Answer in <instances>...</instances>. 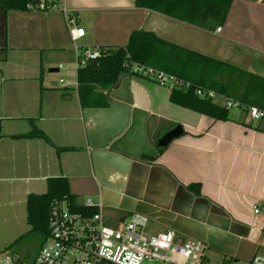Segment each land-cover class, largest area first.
Instances as JSON below:
<instances>
[{
	"label": "crops",
	"instance_id": "crops-1",
	"mask_svg": "<svg viewBox=\"0 0 264 264\" xmlns=\"http://www.w3.org/2000/svg\"><path fill=\"white\" fill-rule=\"evenodd\" d=\"M61 4L84 29L76 41L60 9L0 8V225H17L3 228L0 250L12 251L7 245L25 233L28 194L44 192L49 176H66L76 203L91 196L107 217L106 210L115 219L142 212L199 237L218 255L215 264L264 253V128L238 108L215 118L175 103L171 86L128 69L106 88H79L74 49L122 45L142 28L263 75L252 67L264 63V0H231L219 31L134 0ZM177 124L182 131L158 151V139ZM33 127L50 142L14 136ZM240 238L254 243L247 258L235 254Z\"/></svg>",
	"mask_w": 264,
	"mask_h": 264
},
{
	"label": "built area",
	"instance_id": "built-area-1",
	"mask_svg": "<svg viewBox=\"0 0 264 264\" xmlns=\"http://www.w3.org/2000/svg\"><path fill=\"white\" fill-rule=\"evenodd\" d=\"M61 2L28 0L26 9H60L70 37L76 41L84 35V29L75 23L70 10ZM215 30L219 31L220 26ZM74 49L77 68L106 51L104 46H79L76 43ZM125 66L160 84L182 88L192 85L171 72L139 61L125 62ZM192 87L198 96L219 101L227 108H238L264 128V108L203 85L195 84ZM80 205V209H75L67 197L54 198L48 210L47 235L34 257L24 260L9 249H1L0 264H202L205 261L206 243L199 237H182L172 228L151 232L147 228L149 217L142 212L109 219L102 203L91 196H86ZM258 209L254 205V211ZM220 264L235 262L232 258H226ZM244 264H264V253L255 251Z\"/></svg>",
	"mask_w": 264,
	"mask_h": 264
},
{
	"label": "trees",
	"instance_id": "trees-1",
	"mask_svg": "<svg viewBox=\"0 0 264 264\" xmlns=\"http://www.w3.org/2000/svg\"><path fill=\"white\" fill-rule=\"evenodd\" d=\"M27 1L0 0V8L26 9ZM230 2L231 0H134L137 6L153 8L192 24L211 28H215L225 20ZM132 61L158 67L190 81L192 85L213 88L219 93L264 108L262 74L199 52L142 28L132 29L124 44L106 47V51L100 56L78 67L76 71L78 86L80 88L98 85L106 88L116 80L120 71L129 70L125 62ZM192 85L187 88L172 87L171 101L215 118L227 117V107L211 98L198 96L194 93ZM14 136H39L50 142L46 134L36 127ZM56 148L61 150L68 147ZM163 148L164 145H158V151ZM186 187L193 193L200 194L198 183H189ZM63 196L67 197L72 208L82 207L75 202V196L70 192L66 176H49L46 179L44 192L28 194L26 210L27 221L31 227L27 232L38 231L43 240L48 232L47 217L50 203L54 198ZM262 230L264 231V226ZM27 232L20 234L7 247L13 246L27 235Z\"/></svg>",
	"mask_w": 264,
	"mask_h": 264
},
{
	"label": "rangeland",
	"instance_id": "rangeland-1",
	"mask_svg": "<svg viewBox=\"0 0 264 264\" xmlns=\"http://www.w3.org/2000/svg\"><path fill=\"white\" fill-rule=\"evenodd\" d=\"M236 53L239 54L237 51H236ZM253 56L255 57L256 55H253ZM255 58H258V56H256ZM255 61L258 64L252 68H256L259 70V72L263 73L264 72V63L263 62H257V59ZM242 64L244 66H248L249 68L251 67V64L246 63V61L242 62L241 65ZM58 74L65 77V72H63L61 70L59 71ZM231 97H233V96H231ZM217 100H218V98H217ZM228 109H229V112L232 113L233 115H235L236 113L239 112V110L237 108H234V107H231ZM84 198H85V195H82V197H79V200H84ZM106 211H107V214H109V216H108L109 219L114 220L116 218V217H114V215L112 216V214H115V213H113V211H110V210H106ZM24 224H25V227L22 230H24L26 232L30 229L31 225L27 224L25 220L21 219L22 228H23ZM0 226H1V228H0V239H1L2 236H4V234L6 233L4 230L5 227H7V226L15 227L17 225L10 222L8 225H4V226L0 225ZM147 228L151 232L164 229V227L160 226L157 222H155L152 219L150 220ZM24 231H22V232H24ZM190 235H187V236H190ZM192 237H194V236H192ZM41 240H42L41 234L38 231L32 230L30 232H27V235H25L23 238L18 240L12 246V248H13L12 252L17 253L24 260H28L30 258H33L35 253L37 252V249L41 243ZM239 242H240L239 251L235 254L240 258H247L251 254V252L254 248V243L247 241L245 238H240ZM205 251H207V259L205 258V261L202 264H215L217 261V259H215V258H218L217 257L218 255L214 256L212 254V252L209 250V248H206ZM228 257H230V256H226L225 258H228ZM225 258L222 261H225Z\"/></svg>",
	"mask_w": 264,
	"mask_h": 264
},
{
	"label": "water",
	"instance_id": "water-1",
	"mask_svg": "<svg viewBox=\"0 0 264 264\" xmlns=\"http://www.w3.org/2000/svg\"><path fill=\"white\" fill-rule=\"evenodd\" d=\"M182 131L181 126L179 124L175 125L165 133L161 135L158 139L159 145H166L173 137L178 135Z\"/></svg>",
	"mask_w": 264,
	"mask_h": 264
}]
</instances>
